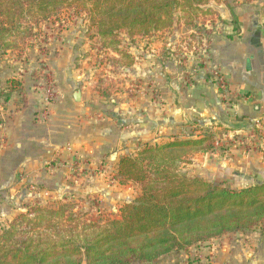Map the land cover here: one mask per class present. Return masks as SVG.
<instances>
[{
  "label": "crops",
  "instance_id": "0c3cea01",
  "mask_svg": "<svg viewBox=\"0 0 264 264\" xmlns=\"http://www.w3.org/2000/svg\"><path fill=\"white\" fill-rule=\"evenodd\" d=\"M219 5L226 28L213 30L209 64L220 68L228 79L234 98L230 107L222 102L215 83L205 74L199 60L179 64L180 60L172 53L174 45L158 39L140 37L135 45L128 43L126 50L135 57V62L124 71L127 83L118 85L128 87L131 83L137 91L130 94L125 87L113 88L112 104L97 90L85 86L79 89L81 100L76 101V86L84 79L72 66L75 51L54 57L50 66L61 94L46 106V114L43 93L33 85L30 63L15 68L8 64L7 55L0 57V90L11 78L22 81L25 87L23 100L15 93L9 99L6 95L3 99L0 97V198L6 194L7 179L15 172L29 174L41 170L61 155L83 154L90 160L105 155L115 169L121 156L144 141L173 140L193 134L202 137L207 131L245 137L255 127L261 135L247 139L250 144L246 147H240V142L234 140L228 159L218 164L226 166L222 175L225 173L228 177L231 169L245 175L235 182L238 187L264 179V10H254L253 4L248 8L240 3ZM230 17L232 23L227 22ZM228 24L233 26L232 30H228ZM160 35L156 34L155 38ZM72 43L73 40H66L68 51L73 50ZM153 89L160 100L151 103ZM111 107L114 111L109 112ZM121 111L129 114L134 130H121L116 120V114ZM96 112L106 114V119L93 117ZM68 145L72 154L66 150ZM211 155L218 154L208 153L206 158ZM208 261L264 264L261 233H226L198 249L173 252L149 264H205Z\"/></svg>",
  "mask_w": 264,
  "mask_h": 264
},
{
  "label": "trees",
  "instance_id": "16d2710c",
  "mask_svg": "<svg viewBox=\"0 0 264 264\" xmlns=\"http://www.w3.org/2000/svg\"><path fill=\"white\" fill-rule=\"evenodd\" d=\"M211 1L216 0H0V51L33 39L42 21L79 7L102 43L124 56L121 34L133 38L172 28L179 24L177 11L216 14L204 8ZM9 83L7 99L14 89L23 91L22 81ZM212 149V136L205 134L146 144L136 156H123L117 178L139 184L141 194L117 218L102 222L87 212L77 221L75 214L66 216V207L28 206L0 234V264H149L232 232L258 231L264 244V179L233 189L176 169L187 154ZM64 217L68 224L56 220Z\"/></svg>",
  "mask_w": 264,
  "mask_h": 264
},
{
  "label": "rangeland",
  "instance_id": "374dc122",
  "mask_svg": "<svg viewBox=\"0 0 264 264\" xmlns=\"http://www.w3.org/2000/svg\"><path fill=\"white\" fill-rule=\"evenodd\" d=\"M228 2L233 5L240 3V5L247 8L253 4L254 10H261V8L264 10V0H216L211 1L208 6L204 7L211 8L216 14L201 11L198 14L186 16L181 11H177L176 19L179 20V24H176L172 28L160 30L151 35H141L133 38L129 37L126 33L121 34L119 38L121 44L118 48L127 55L122 56L102 43L96 35V29L89 20L88 14L85 11H81L79 7H75L64 9L50 20L42 21L35 29L37 34L33 39L23 44L19 43L6 51V53L0 51V57L7 55V58H9L8 64L15 68L23 66L24 63H30L29 72L34 77L33 85L43 93L45 108V96L50 85L54 88L56 96L49 103L58 100L60 98L59 94H61L55 73L51 69L50 61L54 57H57V55L59 56L60 53H73L75 51L72 57V66L77 69L76 72H81L83 75L82 80L84 79L76 86L77 89L79 90L85 86L89 90H97L100 96L106 97L110 102L109 104H112L114 103V99L112 102L110 100L113 93L112 89L125 87V85L121 87L118 84L127 83L124 80V71L135 62V57L126 50V47L129 46L128 43L135 45L140 40V37H148L153 40L158 39L161 42L164 41L165 43H172L174 45L172 53L176 56V60H180L179 64L188 63L189 60L193 62L194 59L199 60L200 64L203 65L202 68L205 74L215 83L222 102L225 106L230 107L233 104V95L229 94L227 96V93L223 92L214 74L215 66L209 64V47L214 38L213 32L220 28H226V21L223 23L224 21L219 14V4L224 3L227 6ZM231 19L233 18L227 19V22L232 23V21H229ZM192 21L194 23H189ZM195 23H197V28L194 26ZM227 27L228 30H232L233 28L230 24ZM208 30H212V32L207 34ZM159 33L161 35L155 38L156 34ZM208 38H210L209 42ZM66 40L74 41L72 43L73 50L68 51L65 48ZM146 41L148 40L146 39ZM146 41L144 40V43ZM188 52L192 54V58L188 57ZM136 83H138V79ZM125 88L130 94H135L137 91L136 86H133L131 83ZM10 89L12 87L8 80L7 85H4L0 90V97L3 99ZM152 91L154 97L150 100L151 103L155 99L160 100L156 90L153 89ZM13 93L23 100L25 98L24 83L22 92L14 89L11 94ZM112 111L114 109L111 107L109 112ZM116 115V120L121 125L123 132L134 130L135 125L129 121V114L121 111ZM93 117L103 120L106 119V114L96 112ZM44 118H47V116H44ZM207 134H210L213 139V149L208 153L218 155H211L206 158L208 153L191 152L185 156L184 162L177 164L176 169L192 178L199 177L210 182L219 180L233 189L244 188L238 187L235 183L237 180H240V176L245 177L242 172L238 169H231L227 177L225 173L222 175L226 166L218 163H224L228 159L231 143H234V140L240 142V147H246L250 144L247 139H253L261 135L260 129L255 127L251 135L245 137H230L228 133L224 134V132L215 134L207 131ZM195 136L193 134L192 138L201 137L200 134L197 137ZM176 138L183 137H174V139ZM171 140L144 141L143 143L136 144L123 156H136L140 152L139 150L146 144L156 145ZM66 150L72 154L69 145ZM61 156L43 165L41 170H35L29 174L18 171L10 179H7L6 194L0 198V234L18 216L27 213V207L30 205L43 204L42 206L44 207L52 206L55 209L66 207V216L69 213L75 214L77 221L84 220L85 217L82 214L88 212L93 218L103 222L108 218H117L121 213V209L141 194L139 184L134 182L122 184L117 178L119 161L123 156L120 157L115 169L105 155L100 159L94 160H90L83 154H74L72 157ZM219 170L220 173H216ZM210 174L214 175L210 176ZM56 220H61L60 224H68V219L65 217L64 220Z\"/></svg>",
  "mask_w": 264,
  "mask_h": 264
},
{
  "label": "built area",
  "instance_id": "2783aa9c",
  "mask_svg": "<svg viewBox=\"0 0 264 264\" xmlns=\"http://www.w3.org/2000/svg\"><path fill=\"white\" fill-rule=\"evenodd\" d=\"M214 74H215L216 80L218 81V84H219L220 88L223 90V92L227 93V96H229V94L232 95L231 90H229L230 89L229 83L227 82V77H226L225 73L220 68L215 67ZM55 96H56V92L54 91V88L50 85L48 88L47 94L45 96V101H46V105H45V109H44L45 114L47 113L46 106H48L50 104L49 101H51V99L54 98ZM205 264H211V263H210V261H208Z\"/></svg>",
  "mask_w": 264,
  "mask_h": 264
},
{
  "label": "water",
  "instance_id": "95a60500",
  "mask_svg": "<svg viewBox=\"0 0 264 264\" xmlns=\"http://www.w3.org/2000/svg\"><path fill=\"white\" fill-rule=\"evenodd\" d=\"M74 98L76 101H80L81 100V90H77L74 94Z\"/></svg>",
  "mask_w": 264,
  "mask_h": 264
}]
</instances>
